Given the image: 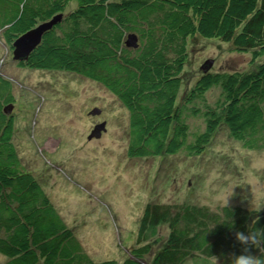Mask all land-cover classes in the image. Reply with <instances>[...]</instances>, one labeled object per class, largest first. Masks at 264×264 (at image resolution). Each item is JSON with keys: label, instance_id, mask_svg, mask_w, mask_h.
Instances as JSON below:
<instances>
[{"label": "trees", "instance_id": "1", "mask_svg": "<svg viewBox=\"0 0 264 264\" xmlns=\"http://www.w3.org/2000/svg\"><path fill=\"white\" fill-rule=\"evenodd\" d=\"M61 14L25 60L29 70L67 71L100 84L128 111L127 154H199L223 126L244 148H264V59L248 71L206 72L181 93L189 39L230 43L264 56V0H0V37L12 42ZM136 36L137 47L125 44ZM0 54L1 264H117L83 249L12 142L13 84ZM217 87L211 103L205 94ZM204 120L190 137L186 114ZM166 225L165 238L157 236ZM264 229V214L240 206L147 203L121 264H230L237 231ZM264 247V244L261 245ZM253 255L264 248H250Z\"/></svg>", "mask_w": 264, "mask_h": 264}, {"label": "rangeland", "instance_id": "2", "mask_svg": "<svg viewBox=\"0 0 264 264\" xmlns=\"http://www.w3.org/2000/svg\"><path fill=\"white\" fill-rule=\"evenodd\" d=\"M187 52L181 93L206 72L207 63V72L230 73L251 70L264 59L252 63L250 52L199 36L189 39ZM0 54L1 72L14 87L15 101L7 113L13 117L17 155L94 261L121 264L140 246L137 230L147 203H190L215 210L228 200V206L264 214V148H244L220 126L199 154L131 157L129 113L115 95L67 71L19 67L1 37ZM218 94L212 88L206 102ZM186 118L190 137L204 129L203 118L189 113ZM102 123L100 137L88 139ZM167 233L164 225L157 236Z\"/></svg>", "mask_w": 264, "mask_h": 264}, {"label": "water", "instance_id": "3", "mask_svg": "<svg viewBox=\"0 0 264 264\" xmlns=\"http://www.w3.org/2000/svg\"><path fill=\"white\" fill-rule=\"evenodd\" d=\"M61 20V14L54 16L51 20L37 25L35 28L28 30L19 37H17L11 44L12 46V57L16 61L25 60L29 53L40 43L43 34L49 30L54 24ZM136 36L134 34H129L125 41V44L129 47H137ZM209 64L207 63L203 67V71L208 70ZM11 106V105H10ZM6 112L11 111V107L5 108ZM97 112V111H95ZM104 123L96 125L91 131L88 139L99 138L101 132L104 131Z\"/></svg>", "mask_w": 264, "mask_h": 264}, {"label": "clouds", "instance_id": "4", "mask_svg": "<svg viewBox=\"0 0 264 264\" xmlns=\"http://www.w3.org/2000/svg\"><path fill=\"white\" fill-rule=\"evenodd\" d=\"M225 206H228V200L225 201ZM235 239L242 246L241 254H232L230 264H264V254L253 255L250 248H264V229L252 230L245 234L237 231Z\"/></svg>", "mask_w": 264, "mask_h": 264}, {"label": "bare ground", "instance_id": "5", "mask_svg": "<svg viewBox=\"0 0 264 264\" xmlns=\"http://www.w3.org/2000/svg\"><path fill=\"white\" fill-rule=\"evenodd\" d=\"M11 51H12V47H11ZM106 159V158H105ZM64 189H66L67 190V188H64ZM121 194L123 195V193L121 192ZM117 199H119V197L117 198ZM119 202V201H118ZM124 213H126L125 211H124ZM126 215V219H128V217H127V215L128 214H125ZM124 220H125V217H124ZM92 237H94V235L93 234H91V237H90V241H92Z\"/></svg>", "mask_w": 264, "mask_h": 264}]
</instances>
